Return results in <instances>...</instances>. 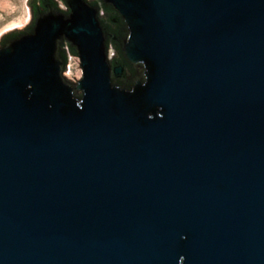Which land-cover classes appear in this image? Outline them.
Returning <instances> with one entry per match:
<instances>
[{"label":"water","instance_id":"95a60500","mask_svg":"<svg viewBox=\"0 0 264 264\" xmlns=\"http://www.w3.org/2000/svg\"><path fill=\"white\" fill-rule=\"evenodd\" d=\"M58 1L0 44V264H264V0Z\"/></svg>","mask_w":264,"mask_h":264},{"label":"rangeland","instance_id":"374dc122","mask_svg":"<svg viewBox=\"0 0 264 264\" xmlns=\"http://www.w3.org/2000/svg\"><path fill=\"white\" fill-rule=\"evenodd\" d=\"M33 0H0V44L2 39L10 34L24 32L33 21L31 4ZM59 6L63 8L61 4ZM1 47V46H0ZM111 54L114 55L112 49ZM70 56L69 53H67ZM78 65L71 63L68 81L74 84L82 79Z\"/></svg>","mask_w":264,"mask_h":264},{"label":"flooded vegetation","instance_id":"af4514ba","mask_svg":"<svg viewBox=\"0 0 264 264\" xmlns=\"http://www.w3.org/2000/svg\"><path fill=\"white\" fill-rule=\"evenodd\" d=\"M45 0H34L33 1V7H32V11H33V16L35 15V13L37 11H43V8H42V4ZM88 1H94V0H88ZM50 2L55 5L57 8H61L59 6V4H61L58 0H50ZM117 16L109 11H104L103 14H102V19L103 21L108 25V27L110 28V30L112 32H116V29H117V25H116V22H117ZM116 46L114 45L112 47V49H114L115 53H116V60L118 59V53H117V50L115 49Z\"/></svg>","mask_w":264,"mask_h":264},{"label":"built area","instance_id":"2783aa9c","mask_svg":"<svg viewBox=\"0 0 264 264\" xmlns=\"http://www.w3.org/2000/svg\"><path fill=\"white\" fill-rule=\"evenodd\" d=\"M68 65H67V74H64L65 77L68 79L69 77V71L71 70V63L74 61V64L78 65V67L81 69V64H80V60L78 58H71V56H68ZM81 71V70H80ZM82 72V71H81Z\"/></svg>","mask_w":264,"mask_h":264},{"label":"trees","instance_id":"16d2710c","mask_svg":"<svg viewBox=\"0 0 264 264\" xmlns=\"http://www.w3.org/2000/svg\"><path fill=\"white\" fill-rule=\"evenodd\" d=\"M117 21H118V19H117ZM13 35L15 36L16 34L13 33ZM13 35H11V36H13ZM64 54H65V53H64ZM139 72H140V69H137L136 72H134V73H132V72H130V71H127V74H126V81H124V83L129 82V81L131 80L133 74H138Z\"/></svg>","mask_w":264,"mask_h":264}]
</instances>
